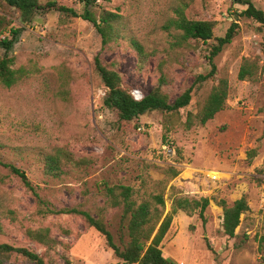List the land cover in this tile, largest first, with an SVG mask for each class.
Returning <instances> with one entry per match:
<instances>
[{
    "label": "rangeland",
    "instance_id": "374dc122",
    "mask_svg": "<svg viewBox=\"0 0 264 264\" xmlns=\"http://www.w3.org/2000/svg\"><path fill=\"white\" fill-rule=\"evenodd\" d=\"M246 1L99 0L90 9L98 19L107 10L121 15L115 37L105 43L82 17L40 10L27 21L0 0V15L21 28L9 52L21 78L12 87L0 84V159L25 171L50 207H78L100 216L117 242L122 209L109 206L105 183L132 186L138 202L163 193L165 214L177 196L208 197L204 219L199 211L174 215L162 242L164 253L179 264H264V24L238 16L248 7ZM250 1L264 11V0ZM58 2L80 14L86 10L81 0ZM182 5L191 19L216 21L214 38L224 36L235 19L239 23L233 41L214 59L216 74L203 82L195 80L210 72L209 45L215 40L182 39L174 25ZM97 56L122 75L130 93L139 90L145 96L163 83L173 101L193 85L192 100L175 113L155 110L121 120L104 105L107 89L95 66ZM245 62L253 75L241 79ZM223 78L229 84L226 107L206 124L186 127L188 115L202 108ZM57 149L82 162L49 172L45 159ZM168 167L179 174H167ZM243 196L250 209L230 237L219 201L232 205ZM0 222V243L33 249L47 264L118 261L99 231L78 215L44 213L20 176L2 164ZM28 228H49L57 243L48 249L29 239ZM0 264L36 263L13 253Z\"/></svg>",
    "mask_w": 264,
    "mask_h": 264
},
{
    "label": "trees",
    "instance_id": "16d2710c",
    "mask_svg": "<svg viewBox=\"0 0 264 264\" xmlns=\"http://www.w3.org/2000/svg\"><path fill=\"white\" fill-rule=\"evenodd\" d=\"M81 1L84 3L86 10L80 14L75 8L60 4L58 0H48L46 3H42L41 0H5L9 6L18 9L27 21H31L40 10H58L68 16L82 17L91 21L102 34L105 43L115 37V23L121 15L107 10L103 11L98 19L90 9L99 0ZM245 3L248 7L238 16L253 18L264 24V11L257 8L250 0ZM11 24L12 21L7 16L0 15V50H4V54H0V84L6 87H12L21 78V70L14 68L15 57L9 55L20 35L21 28L11 26ZM174 25L180 30L181 37L184 40L195 39L204 43H208L211 39L215 40L209 45L208 59L211 64V70L206 75L198 76L195 83L203 82L216 74L215 57L223 51L226 45L233 41L239 29V23L235 19L224 36L214 38L216 21L191 19L185 14L184 5L177 10ZM6 30H8V35H3ZM133 43L139 53L144 54L142 45L135 40ZM95 66L107 89L104 105L116 110L121 120L132 121L147 112L155 110L175 113L188 106L192 100L193 85L186 88L173 101H170L167 93L163 90V83H160L141 100H135L130 91L124 87L123 77L115 68L103 64L98 56L95 57ZM252 75L253 69L251 65L245 62L241 66L239 77L246 79ZM228 94L229 84L227 79L223 78L212 89L202 108L196 114L190 113L188 115L185 123L186 127H192L195 122L204 125L213 119L218 112L226 107ZM45 162L49 172L58 174L62 171L64 163L79 165L82 160L72 157V153L65 149H57L55 154L46 157ZM0 164L9 167L12 172L20 176L25 186L34 193L44 213L78 215L83 218L87 227L95 228L99 231L105 237L107 245L113 250L114 257L118 260L114 264H179L175 259L166 255L162 248V242L170 229L174 215L179 210L190 215L199 211V216L204 219L205 211L210 204V198L208 197L196 199L187 196H177L173 199L172 210L165 214L166 200L163 193H150L148 198L138 202L135 198V189L132 186L125 184L112 186L105 183L103 190L109 206L122 209L119 242H117L115 235L100 216H94L90 211L78 207L63 209L50 207L49 203L35 190L25 171L1 159ZM165 171L172 177L179 174V171L174 167H168ZM219 205L223 207L224 212V232L228 236L234 237L240 224L242 213L250 209L248 201L243 196L235 200L232 205L227 204L224 199L219 201ZM2 230L3 227L0 222V232ZM26 235L29 239L46 246L48 249L57 243L56 240L50 237L49 228H28ZM13 253L20 254L36 264H47L45 258L33 249L9 243H0V262L9 258ZM66 263L70 264V259H66Z\"/></svg>",
    "mask_w": 264,
    "mask_h": 264
},
{
    "label": "built area",
    "instance_id": "2783aa9c",
    "mask_svg": "<svg viewBox=\"0 0 264 264\" xmlns=\"http://www.w3.org/2000/svg\"><path fill=\"white\" fill-rule=\"evenodd\" d=\"M131 94L135 100H141L144 97L143 95H141L139 90H134ZM261 207L264 208V189L263 193L261 194Z\"/></svg>",
    "mask_w": 264,
    "mask_h": 264
},
{
    "label": "water",
    "instance_id": "95a60500",
    "mask_svg": "<svg viewBox=\"0 0 264 264\" xmlns=\"http://www.w3.org/2000/svg\"><path fill=\"white\" fill-rule=\"evenodd\" d=\"M239 2H241L242 0H238Z\"/></svg>",
    "mask_w": 264,
    "mask_h": 264
}]
</instances>
